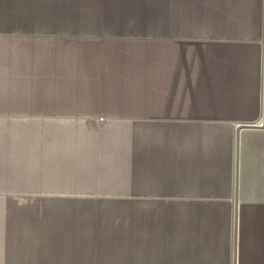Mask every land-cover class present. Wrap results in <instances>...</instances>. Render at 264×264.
Segmentation results:
<instances>
[{
  "label": "crops",
  "instance_id": "1",
  "mask_svg": "<svg viewBox=\"0 0 264 264\" xmlns=\"http://www.w3.org/2000/svg\"><path fill=\"white\" fill-rule=\"evenodd\" d=\"M263 60L264 0H0V201L14 189L21 195L30 187L72 192L100 187L103 178L116 187L127 180L148 194L164 188L185 203L203 197L212 205L155 210L158 217L144 218L141 230L156 237L164 228L170 243L164 255L179 250L190 264H232L235 124L262 116ZM93 118L114 126L144 123L133 127L132 163L43 162L45 155L78 153L57 144V125ZM152 121L164 130L145 125ZM37 129L53 132L51 146L29 145ZM125 136L113 132L109 140ZM93 175L99 178L91 181ZM48 177L56 183H46ZM216 187L232 196L230 231L222 227L230 244L207 237L217 215L229 217L226 201L219 213L221 202L209 200L218 196ZM187 214L191 220L184 222ZM6 215L0 211V220ZM162 216L165 223L154 224ZM97 218L96 224L71 221L58 232L90 234L109 219H88ZM14 228L24 231L0 223V234ZM106 233L114 235L107 243L135 240L120 226ZM12 241L1 240L0 252ZM237 243L236 264H264V126L241 129Z\"/></svg>",
  "mask_w": 264,
  "mask_h": 264
},
{
  "label": "rangeland",
  "instance_id": "2",
  "mask_svg": "<svg viewBox=\"0 0 264 264\" xmlns=\"http://www.w3.org/2000/svg\"><path fill=\"white\" fill-rule=\"evenodd\" d=\"M114 122L116 121L93 118L86 119V121H77L69 127L57 125V128H60L58 130L60 131V136L56 138L57 144L63 146V148H74L78 153L45 155L43 162L71 161L92 164L91 166L93 167L101 165H108L110 167L116 163H132L134 157L133 127L138 128L137 126L139 125L141 128L144 126V123L128 121L125 123L119 122L121 124H115L114 126L112 124ZM40 124L43 125L44 123ZM145 125L153 129L164 130V123L152 121L151 123H145ZM135 131L139 132L141 130ZM34 132V134L31 133L29 135V145H37L43 148L53 144L51 141H53V137L55 136L52 131L37 129ZM113 132L126 136L124 138L121 137L117 142L115 139L109 140ZM35 135H40L43 139L36 141L34 140ZM141 135L137 133L138 145ZM123 147L125 150H122ZM98 152H101V154ZM30 158L32 161L35 160L34 156H30ZM96 178H99V175H93L91 181L96 180ZM103 179L101 182L105 183H99L102 184L100 187L94 186L87 187L86 189L76 187V190H72V192H56V186H47L39 188L30 187L28 191H24L21 195L19 190L14 189V196L0 201V211L7 212L6 216L1 217L0 223L3 226H9L11 223L23 225L24 231L20 233V231L17 232L14 228L13 234H0V242L3 239L13 240L11 244L12 248L3 249L0 252V264H190V262L181 260L182 257L186 256H182L184 251L167 252L168 254L164 255V251L168 249L170 244L167 242L164 228L161 230L164 233L160 232L161 235L159 236L158 232H155L156 237L148 235V233L141 230L144 227V218L151 216L158 217L157 213H153L155 210L184 208L201 211L205 206L212 204H203L201 201L203 197L193 198L194 200H200L199 202H180L177 200L181 198L180 196H173L165 192L164 188L158 189L160 190L159 192L148 194V192H144L141 188H132V186H129L130 183L127 180L121 181V187L108 186L105 184L110 180ZM44 180H46V183H56V178L54 177H48V179ZM215 181L210 180L208 183L211 184L213 182V184L217 183L220 185L218 181ZM220 191L221 188L216 187L215 192H218V196L213 195L209 200L221 202L217 204V206L219 205L217 209L219 213H222L225 209L224 201L228 203L230 208L228 219H225L222 215H217V225H215L213 231L207 234L210 240L213 237L215 238L214 243L216 245L223 242L230 244V232H228L229 238L224 240L222 227L226 224L228 231H230V224H232V196L230 194L222 196L220 195ZM62 194L69 196H63ZM114 211L118 212V215L114 217L109 216ZM91 215L104 217L105 219L109 217L106 221L107 225L95 228L94 231L96 232L92 231L90 234L85 233L84 229L81 228L71 230L65 228L66 231L70 232H58L59 227H68L71 221L81 220L91 224L94 220V224H96V221L99 222L98 218L97 220L88 219ZM185 217L184 222L191 220L188 219L190 218L188 214ZM177 219L179 220V218ZM177 219L175 218L176 221ZM165 221L166 219L162 216L154 224L163 225ZM173 222L175 223V221ZM173 222L171 223L172 227ZM56 223L59 225L58 227ZM110 226H120L122 227V231L126 233L132 232L133 235H130V237L135 238L134 242L126 244L121 240L118 245L116 242L107 243V239L112 240L114 236L113 234L109 236V233H106V231H110ZM59 233L64 235H59ZM119 237L121 239L125 235L122 234ZM126 238L125 240H127ZM210 243L212 244L213 242ZM146 246H149V249H145L146 252L143 254H141L143 251H140L141 255L127 254V250L130 248H138L137 250H139V248L143 249ZM116 249L119 252H109Z\"/></svg>",
  "mask_w": 264,
  "mask_h": 264
},
{
  "label": "water",
  "instance_id": "3",
  "mask_svg": "<svg viewBox=\"0 0 264 264\" xmlns=\"http://www.w3.org/2000/svg\"><path fill=\"white\" fill-rule=\"evenodd\" d=\"M264 71V70H263ZM264 73V72H263ZM263 93V111L262 116L255 122H239L235 124V160H234V194H233V228H232V264L237 260V242H238V210H239V154H240V134L244 127L264 126V74L262 83Z\"/></svg>",
  "mask_w": 264,
  "mask_h": 264
},
{
  "label": "bare ground",
  "instance_id": "4",
  "mask_svg": "<svg viewBox=\"0 0 264 264\" xmlns=\"http://www.w3.org/2000/svg\"><path fill=\"white\" fill-rule=\"evenodd\" d=\"M262 62H264V60L262 61ZM264 64V63H263ZM264 67V66H263ZM263 70V69H262ZM264 72V71H263ZM264 74V73H263ZM262 80V79H261Z\"/></svg>",
  "mask_w": 264,
  "mask_h": 264
}]
</instances>
